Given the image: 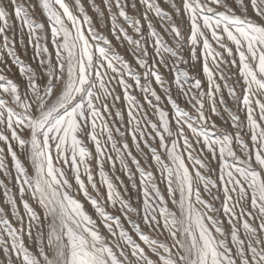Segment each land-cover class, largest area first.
I'll list each match as a JSON object with an SVG mask.
<instances>
[{
	"label": "snow or ice",
	"instance_id": "1",
	"mask_svg": "<svg viewBox=\"0 0 264 264\" xmlns=\"http://www.w3.org/2000/svg\"><path fill=\"white\" fill-rule=\"evenodd\" d=\"M0 264H264V0H0Z\"/></svg>",
	"mask_w": 264,
	"mask_h": 264
},
{
	"label": "rangeland",
	"instance_id": "2",
	"mask_svg": "<svg viewBox=\"0 0 264 264\" xmlns=\"http://www.w3.org/2000/svg\"><path fill=\"white\" fill-rule=\"evenodd\" d=\"M28 54L31 55V49H29V53ZM13 71L17 72V75H18V71L15 68L13 69ZM106 169H107V165H106ZM136 203H139V201H136Z\"/></svg>",
	"mask_w": 264,
	"mask_h": 264
}]
</instances>
